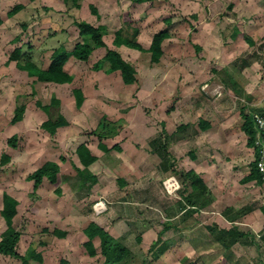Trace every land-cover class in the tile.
<instances>
[{
	"label": "rangeland",
	"instance_id": "obj_1",
	"mask_svg": "<svg viewBox=\"0 0 264 264\" xmlns=\"http://www.w3.org/2000/svg\"><path fill=\"white\" fill-rule=\"evenodd\" d=\"M19 3L21 0H0V211L4 192L20 200L14 220V228L21 233L17 253L29 264H104L100 239L93 240L97 254L92 257L83 233L91 219H98L97 223L129 251L121 264H264L262 243L263 246L238 244L224 252L215 241L206 228L220 219L209 212L220 211L217 205L194 215L190 219L194 225L174 226L178 219L168 218L176 214L171 206L177 209L174 203L178 197L169 199L175 194L167 196L164 185L170 176L180 177L190 169L200 168L199 161L191 163L190 153L193 144L209 147L210 138L208 144L202 142L209 133L201 134L199 119H209L219 128L220 121L228 119L233 125L231 133L240 141L244 105L249 104L245 113L264 111V0H79V7L71 0H36L8 18L7 12ZM79 21L104 26L108 31L103 36L106 46L96 48L88 62L73 57L68 60L65 69L73 77L71 84L41 82L10 61L15 49H21L23 61L30 58L47 70L55 50L64 46L72 51L81 41L75 26ZM120 29L130 39L137 31L135 42L145 52L116 48L115 33ZM164 31H168L169 38L162 44L163 56L155 63L147 50L153 37ZM250 41L254 44L250 45ZM107 49L117 50L134 67L133 85L120 87V73L107 74L105 62V69H94ZM222 71L237 83L228 82ZM75 89H80L85 98L80 106ZM54 99L59 101L58 106L53 104ZM20 106H25L23 124H13L15 110ZM58 117L66 124L58 127L55 134L42 127ZM103 119L123 125L122 132L100 139ZM163 121L170 122L167 133ZM183 123L189 127L186 134H180L167 148L172 157H177L175 162L167 158L168 164L174 162L173 175L165 174L161 159L166 152L161 143ZM14 135L16 147H11L8 141ZM219 141L222 139L218 144ZM83 144L100 156L93 173L106 189H117L119 177L135 188L132 195L127 194L128 202L113 199V203L118 200V206L131 204L134 210H112L103 187H95L92 196L82 199L88 188L78 174L83 167L76 150ZM100 144L109 148L121 144L123 153L104 155L97 150ZM4 154L10 156L6 165L1 163ZM40 162L57 163L60 173L53 186L44 177V189L34 194V181L28 177L39 169ZM54 189L62 192L56 195ZM100 200L106 203V210L96 215L94 207ZM255 201L256 209L264 206V196ZM248 202L235 201L234 205L240 209ZM6 228L0 217V240ZM55 229L66 236L58 237ZM165 244L168 249L155 258L154 253ZM32 254H40L42 260ZM0 264L21 261L0 255Z\"/></svg>",
	"mask_w": 264,
	"mask_h": 264
},
{
	"label": "trees",
	"instance_id": "obj_2",
	"mask_svg": "<svg viewBox=\"0 0 264 264\" xmlns=\"http://www.w3.org/2000/svg\"><path fill=\"white\" fill-rule=\"evenodd\" d=\"M36 0H23L20 4L16 5L14 8L7 12L8 18H13L22 11L27 8L28 4H31ZM67 1V0H65ZM79 0H71L74 6L79 7L78 4ZM140 2L146 0H139ZM48 10V9H47ZM92 12L98 16L97 10L93 8ZM3 20L0 19V25L2 24ZM170 23V19L168 21ZM75 26L78 29V36L80 37L79 42L76 43L72 51H67L64 46L59 47L57 50L54 51L52 55V62L49 65L47 70L41 69L35 63L31 61V59H27L26 61L22 60L23 54L21 49H15V51L10 56V61L17 62V68L21 71L28 72L30 75H36L38 80L45 83H55V84H71L73 82V78L65 71V66L68 60L73 57L78 61L81 62H88L92 57L93 52L96 48L105 47L106 44L103 41V36L107 33V29L104 26H93L85 21H79L75 23ZM26 27V25H24ZM138 35L136 31L134 33L133 39L123 36V31L120 29L115 33V40L114 46L116 48H129L134 49L140 52H145V50L135 42V38ZM169 38L168 31H164L161 33L156 34L153 37L152 43L150 48L147 50L151 55L152 62H159L161 57L163 56L162 44L163 42ZM250 45L254 43L250 41ZM197 50H201L200 46H195ZM105 62V63H104ZM105 64L107 74H113L119 72L122 78V81L125 85H133L136 82L135 74L136 71L134 67L127 62L125 59L122 58L120 53L117 50L107 49L106 55L104 56L102 61H99L94 66L96 70L105 69V66L102 67V64ZM107 64V65H106ZM216 75H220V72L213 71ZM226 77H228V82L232 83L235 79L232 76H228L225 71H222ZM221 78V77H220ZM225 80V79H224ZM78 106H80L84 102V95L80 89H75L73 91ZM54 105H59L58 100H53ZM45 110H50L49 107H44ZM245 107H243L241 111V116L243 118L242 130L247 135L248 141L247 145L249 147H255V139H256V130L253 124V118L250 113L244 112ZM25 113V106H20L15 110L14 117L12 119L13 124H18L22 121L23 116ZM204 122V121H202ZM66 121L62 117H58L56 121L49 119L46 121L42 127L47 129L51 134H55L58 127L65 125ZM110 126V128H109ZM183 129L185 127H182ZM100 129L104 131L99 134V138L104 140L108 137H114L119 135L123 130V125H117L115 123H108L106 120L103 119V122L100 123ZM17 136H13L9 139L8 144L11 147H16ZM169 146L168 139L161 143V147L166 152L165 156H162V168L163 170L168 169L167 158H169V153L167 152V148ZM100 147L108 152L110 149L103 144H100ZM117 146L114 147L116 149ZM120 151L118 148L116 149ZM76 153L79 157L80 163L83 166V169H78V174L80 178H82L83 183L87 185L88 190L91 189L96 183H98V177L95 175L92 170L91 166L97 161V157L93 156L86 145H81L77 150ZM3 164L9 162L10 157L8 155H3ZM172 165V164H170ZM251 175L247 178L248 180L256 179L257 182L262 183L264 180L260 175L256 163H252L251 165ZM60 173V167L55 162H46L41 168L35 171L28 177V180L34 181V187L37 188L43 181L44 177H47L53 184L57 183L58 174ZM193 172H189L186 174L187 177H191ZM183 175V174H182ZM119 185L122 187L124 186L125 180L118 179L117 180ZM196 186V184H195ZM197 187V186H196ZM59 190V189H58ZM196 190V188H195ZM60 192V190H59ZM195 196L191 195L186 198L187 203L190 206H195L198 203L195 200ZM18 201L8 195L7 193L4 194L3 197V209L1 210V216L4 218L7 229L2 235V239L0 240V255L12 257L21 261V264H29V260L17 253L16 247L20 240L21 233L17 231L13 226V221L15 216L17 215V207ZM194 211H187V214L183 215L181 219V223H184L183 220L188 219L189 215H192ZM169 216H173V214H169ZM178 226V222L177 225ZM168 228V227H167ZM212 236L215 238V241L219 244L221 248L224 249V252L229 251L234 245L242 242L245 238V234L238 230L237 227L233 226L230 230H221L218 227H207L206 228ZM83 233L87 237L88 241L85 243V247L87 252L90 256H96L97 252L93 244V240L95 238L100 239L101 243V252L105 256V263L104 264H121V262L125 259L129 251L127 248L121 243L120 240L115 239L110 235L104 228L101 226L90 223L84 230ZM55 235L58 237H65L66 233L60 230H55ZM261 240L264 242V234L261 237ZM158 243H156L157 245ZM155 246V245H154ZM168 249V246L165 244L161 246L156 253H154L155 258L159 255L163 254ZM33 258H37L35 254H32ZM145 264V263H143ZM216 264H222L218 262Z\"/></svg>",
	"mask_w": 264,
	"mask_h": 264
},
{
	"label": "crops",
	"instance_id": "obj_3",
	"mask_svg": "<svg viewBox=\"0 0 264 264\" xmlns=\"http://www.w3.org/2000/svg\"><path fill=\"white\" fill-rule=\"evenodd\" d=\"M22 1L23 0H21V2ZM121 81H122V78H121ZM52 84H55V83H52ZM121 84L122 86L120 87H125V84L123 83V81ZM57 85H66V84H57ZM232 89H235L234 85ZM233 91L235 92V94L238 93L236 90H233ZM248 105L249 104L244 105L245 109L249 107ZM245 109H244V112H245ZM247 110H249V108ZM261 112H264V111H261ZM168 115L170 114H167V116ZM240 117L241 119H243L242 116ZM167 122L170 124L169 121ZM167 122L166 121L162 122L164 125V132L166 133L168 130V128L166 129L167 124H168ZM220 122H221L220 124L221 128H219V124L211 122L209 119H199L198 120V126H199L201 134L209 133L207 134L209 137H204L207 139H202V142H204V144H208L206 141L208 140V138H210V140H208L210 145L209 147L207 145H205V147H202L201 145L195 146V144H193V149L190 153L192 157L191 163L196 164L199 161L200 168L190 169L189 171H186L187 173L193 172L191 177H187L186 176L187 173L185 175H181L180 177L179 175L175 176L178 183L180 184V189L177 191V193H174L175 195L173 196H169L168 193H166V195L169 196L168 197L169 199L178 197V199L176 198L177 201H175L177 203H174L176 204L177 209L174 210L175 206L172 204H171L172 206L170 205L172 210L176 211V214H173V216L171 217L169 216L168 219L169 221H174L175 219H178L179 228H181L182 225H184L185 227H189L190 225H194L195 223V222L193 223V221L190 222V219H192L194 215H198L202 211H207L205 209L210 210L211 207L215 208L216 207L215 205H217L220 207V211L210 210L209 212L214 213V214L216 213V215H218L220 219H216L217 220L216 225H211L210 227H218L221 230H230L232 229L233 226H235L238 228L239 231H241L242 233L246 235L244 240L238 244H242V245L245 244L247 246L257 244L259 246H263L261 245V243L264 244V242L261 240V237L264 234V206L261 205L256 209L255 202L257 201L255 200H259L261 196H264V193H263L264 192V189H263L264 181L262 183H259L257 182L256 179H251V180L247 179L251 175V170H252L251 165L252 163H254L255 153L253 151V148L247 145L248 138H247V135L242 130V125L240 126V129L243 132V135L241 136V140L238 141V140H235L236 138L235 135L231 133L232 126H233L232 123L228 119L225 122L223 120ZM21 124H23L22 121H21ZM182 127H185V128L183 129ZM188 128L189 127H187V125L183 123L181 126L176 128L175 132L170 133V134L168 133V142H169L168 147H171L172 143L175 142V140H177L181 136L180 134H183V133L186 134ZM237 134L238 133H236V136ZM220 139H222V141H219V144H218V140ZM115 146H117V148L120 151L116 150L117 148L114 149ZM121 146L122 145L119 144V146L114 145L112 148L108 147L110 151L106 152L100 147V145H98L97 150H99L104 155L110 154V152L112 151L116 155H121L123 153L121 150V148L123 147ZM88 149L90 150L93 156L97 157V161L91 166V170L93 172L94 165H96L101 160H100V156L96 154L94 151H92L90 147H88ZM171 154L169 153L168 157L169 159L171 158L175 162L177 157L176 156L172 157ZM2 161L3 159L1 160V163L3 164ZM78 161L80 162L79 157H78ZM45 163L46 162H40L38 164L39 165L38 168H41ZM172 168H174V166L168 164V169L164 170L165 174L166 173L171 174ZM204 169H205V172L203 171ZM99 178L100 177H98V183L92 186L91 189H89L87 193H85V197H83L82 199L92 196V193L95 192V189H94L95 187H103V189H106V186L103 184V181L101 183ZM120 178L125 180V178H122V177L117 178L116 179L117 189H112L113 191L108 190V189L104 190V192L102 193H104L106 197L105 196L103 197H105L107 201H110L111 209L114 211H122V210L132 211L134 210V207L130 206L131 204H125V205L118 206L119 202H117L118 201L117 199L123 201L124 203L128 202L130 200V195L128 197L127 194L131 192V195H132L134 191L133 189H135V188L129 187L130 185L127 183L126 180H125L124 186L121 187L117 181ZM188 178L191 179V181H189ZM46 179L48 178L46 177ZM48 181L50 182L52 186L55 185L49 179ZM27 184L30 185V182ZM195 184L197 187L195 186ZM32 187H34V183ZM44 187H45V181H42V183L37 188L35 187L33 188V191L34 189L36 191L34 194H37V190L41 194V190L44 189ZM54 190H55L54 192L56 195L62 192V190L59 192L60 189L59 190L54 189ZM123 192L125 193L124 195H123ZM5 193H7L8 195L16 199L18 203L20 204V200L18 198L14 197L9 192H4L2 195V209H3V197ZM191 195L195 196L196 197L195 200H197L198 203L200 204H196L195 206H190L187 203L186 198ZM115 198L117 199L116 201L114 200V203H113V199ZM235 201L241 202V203H244L247 201L249 202L247 203L248 205L239 209V207L237 208V205H234ZM250 201L252 203H250ZM19 204H18V207H19ZM18 207H17V215L15 216L14 220L19 214ZM187 211H194V212L192 213V215L188 216V219L183 220L184 223H181L182 222L181 219L183 215L187 214ZM0 217L5 223L4 218L1 216V211H0ZM123 219L124 218H122V220ZM92 220L93 219L89 221L88 225L93 222ZM95 220L98 221V219H95ZM122 220L120 219L119 223H121ZM97 221H94L93 223L101 226L102 228H105L104 226H102V224L97 223ZM125 222L126 220L123 221V223ZM128 224L130 225L131 223H128ZM13 226H14V221H13ZM120 227L121 225H119L118 228L120 229ZM46 230L47 229L45 228L43 231L45 232ZM55 230H58V229H55ZM117 237L120 238L121 235H118ZM256 237H259V240H257L258 238ZM36 256H37L36 259H38L39 261L42 260L40 254Z\"/></svg>",
	"mask_w": 264,
	"mask_h": 264
},
{
	"label": "built area",
	"instance_id": "obj_4",
	"mask_svg": "<svg viewBox=\"0 0 264 264\" xmlns=\"http://www.w3.org/2000/svg\"><path fill=\"white\" fill-rule=\"evenodd\" d=\"M253 124L256 130L255 150L257 153L256 166L262 178L264 179V113L253 114ZM165 188L169 194H173L180 187L174 177H169L164 182ZM106 210V203L100 200L95 204L94 211L96 215H102Z\"/></svg>",
	"mask_w": 264,
	"mask_h": 264
},
{
	"label": "clouds",
	"instance_id": "obj_5",
	"mask_svg": "<svg viewBox=\"0 0 264 264\" xmlns=\"http://www.w3.org/2000/svg\"><path fill=\"white\" fill-rule=\"evenodd\" d=\"M259 113H264V112H259ZM255 114V113H254ZM252 115V117H253V114H251ZM253 150H254V153H255V160H254V162L256 163V159H257V153H256V150H255V147H253ZM257 167V166H256ZM260 173V172H259ZM261 175V174H260ZM262 176V175H261ZM170 177H174L175 178V176H170ZM176 179V178H175ZM263 179V178H262ZM177 180V179H176ZM264 180V179H263ZM178 182V181H177ZM179 190V189H178ZM177 190V191H178ZM167 191V190H166ZM168 193V192H167ZM169 194V193H168ZM174 194V193H173Z\"/></svg>",
	"mask_w": 264,
	"mask_h": 264
}]
</instances>
